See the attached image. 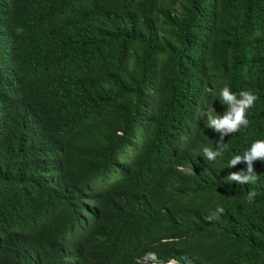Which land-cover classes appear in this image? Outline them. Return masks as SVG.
I'll use <instances>...</instances> for the list:
<instances>
[{"label": "trees", "instance_id": "1", "mask_svg": "<svg viewBox=\"0 0 264 264\" xmlns=\"http://www.w3.org/2000/svg\"><path fill=\"white\" fill-rule=\"evenodd\" d=\"M226 84L258 99L209 161ZM258 139L264 0H0V264H264V161L226 179Z\"/></svg>", "mask_w": 264, "mask_h": 264}, {"label": "clouds", "instance_id": "2", "mask_svg": "<svg viewBox=\"0 0 264 264\" xmlns=\"http://www.w3.org/2000/svg\"><path fill=\"white\" fill-rule=\"evenodd\" d=\"M219 97L223 105H227V111L223 116L217 114L214 108L209 109L205 115L207 117V127L214 130L215 132L220 133V139L217 141V147L210 149L208 147L203 148L204 159L209 161H214L218 156H221L222 153L226 150L227 147L230 148V141H224L225 136L232 135L240 130L241 127H247L249 121L247 119V110L254 107L258 96L255 95L250 90H242L238 93L231 91L230 86L227 84L220 90ZM234 147V146H233ZM233 147L231 149L233 150ZM230 150V149H229ZM234 151V150H233ZM238 152L234 158L231 160L228 158L229 167L232 168L238 163L241 162L240 166L242 169H247V171L241 170L237 172H230L226 179L229 182H235L237 184H247L255 183L258 179V175L252 167V162L254 160L264 161V139L255 140L250 148L246 150L245 148L235 150ZM179 169L187 170L183 166L177 165ZM113 182L109 185H112ZM109 185L103 186L102 183L96 184L95 189H99L101 192L104 188ZM168 188H164L162 193L150 197L148 201V220H157L159 223L160 230H164L165 237L161 240L171 241L173 240L170 227L177 226L176 238L180 239L185 237V229L181 224V215L179 213L175 218L170 217V213L167 211L169 207L165 204L164 195H166ZM256 196L255 190H250L248 192V201L252 202ZM224 212L223 207L217 208V213L222 214ZM215 217H209V219H214ZM169 230L168 234L167 230ZM169 235V236H168ZM180 260V259H179ZM141 261H144L147 264H177L178 259L172 258L169 261L165 262L158 255L157 252H147L143 257L138 258L136 264H141ZM183 262V261H182Z\"/></svg>", "mask_w": 264, "mask_h": 264}]
</instances>
